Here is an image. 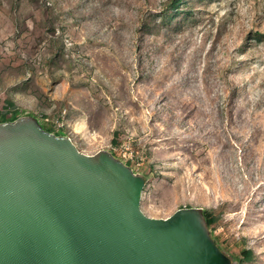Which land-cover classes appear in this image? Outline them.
I'll list each match as a JSON object with an SVG mask.
<instances>
[{
	"label": "rangeland",
	"instance_id": "rangeland-1",
	"mask_svg": "<svg viewBox=\"0 0 264 264\" xmlns=\"http://www.w3.org/2000/svg\"><path fill=\"white\" fill-rule=\"evenodd\" d=\"M164 1L0 0V102L130 161L146 216L212 210L232 264L245 247L264 264V0H203L183 32L139 37ZM54 30L73 46L51 63Z\"/></svg>",
	"mask_w": 264,
	"mask_h": 264
},
{
	"label": "water",
	"instance_id": "water-1",
	"mask_svg": "<svg viewBox=\"0 0 264 264\" xmlns=\"http://www.w3.org/2000/svg\"><path fill=\"white\" fill-rule=\"evenodd\" d=\"M144 176L32 116L0 123V264H232L201 208L141 210Z\"/></svg>",
	"mask_w": 264,
	"mask_h": 264
},
{
	"label": "trees",
	"instance_id": "trees-1",
	"mask_svg": "<svg viewBox=\"0 0 264 264\" xmlns=\"http://www.w3.org/2000/svg\"><path fill=\"white\" fill-rule=\"evenodd\" d=\"M203 0H165L163 7L154 12L152 9L143 12L140 19L137 32L139 37H143L144 33L152 37L158 36H169L170 34H178L183 32L187 22L195 21V7L196 3H200ZM47 3V4H46ZM49 2H45L43 6L47 7ZM59 36L55 37L56 31H53L51 39L59 40V56L53 57L51 63L57 62V57H63L65 52H70L66 46L64 30H59ZM257 37H264L262 34L257 33ZM69 56V55H68ZM20 116L19 110L17 109L13 100H5L4 103L0 102V123L13 122ZM36 118V117H35ZM51 133V132H50ZM57 136V135H56ZM130 167L131 162L125 163ZM203 214L207 223V227L210 234L213 233L218 221L219 216L216 215L212 210H203ZM222 250V249H220ZM256 254L252 248H244L239 256L236 258L237 264H247L255 260Z\"/></svg>",
	"mask_w": 264,
	"mask_h": 264
},
{
	"label": "built area",
	"instance_id": "built-area-1",
	"mask_svg": "<svg viewBox=\"0 0 264 264\" xmlns=\"http://www.w3.org/2000/svg\"><path fill=\"white\" fill-rule=\"evenodd\" d=\"M65 119H66V112L63 111L59 114V116H57L56 118V126L57 128H61L63 129L65 127ZM54 135H56L55 133H52ZM69 137V136H68ZM135 173V172H134ZM136 174V173H135Z\"/></svg>",
	"mask_w": 264,
	"mask_h": 264
}]
</instances>
